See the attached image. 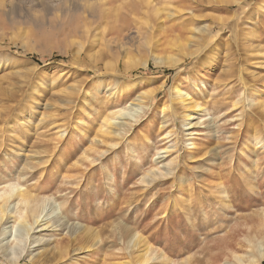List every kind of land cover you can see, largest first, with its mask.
I'll return each mask as SVG.
<instances>
[{
    "label": "rangeland",
    "instance_id": "374dc122",
    "mask_svg": "<svg viewBox=\"0 0 264 264\" xmlns=\"http://www.w3.org/2000/svg\"><path fill=\"white\" fill-rule=\"evenodd\" d=\"M169 56L182 60L155 61ZM126 63L136 66L123 73ZM175 86L202 107L189 131ZM149 89V108L109 134L107 119ZM0 113V188L39 183L50 219L59 205L63 221L100 241L68 245L58 223L33 245L43 256L18 264H139L127 249L134 234L151 247L140 264L258 257L264 0H0ZM34 140L43 154L33 174L22 168Z\"/></svg>",
    "mask_w": 264,
    "mask_h": 264
},
{
    "label": "bare ground",
    "instance_id": "6f19581e",
    "mask_svg": "<svg viewBox=\"0 0 264 264\" xmlns=\"http://www.w3.org/2000/svg\"><path fill=\"white\" fill-rule=\"evenodd\" d=\"M194 31L196 32V29ZM194 34H192L191 36L195 37ZM182 53H183L182 54L183 57L195 55V53L186 51L184 49ZM181 60H182L181 57L176 59L174 57L169 56L167 59L166 58L164 59L156 58L155 61L158 65H172V64H176L180 62ZM129 61L131 60L129 59ZM132 62H128V63L131 64ZM135 66L136 64L133 66H130L129 64L126 63V65L123 67L122 72L128 73V71L133 70ZM144 66L146 67L147 65L144 64ZM115 70H117V68H115ZM175 89H176L175 90L176 98L180 102V104L185 105V107L186 106L190 107L189 109H187L188 111L186 110L187 113L185 116L186 122H187L185 127L186 128L189 127L188 128V131H189L193 128V126H197L200 124V122L193 123V120H194L193 116L198 114L199 111H202V107L199 104H196L195 102L191 101V98L189 97L187 92L185 93L179 87H176ZM154 94H155L154 91L152 90V92H150V89L148 91H143V93H141L137 98H135V101H133V103L128 105V107L122 109L119 112V114H116L115 116H113V118L107 119L106 123L108 126L107 129L109 130L108 131L109 134L111 135L116 134L117 136H119L127 126L135 122L137 120V117L141 113H143L146 108H149L150 105L148 104L152 102ZM254 102L255 101H252V104H254ZM114 128H117V130H114ZM191 133L192 132H190L189 135H192ZM61 135L63 137V134ZM31 143H32V148L30 149L27 155V159H26L27 161L24 163V166L22 169L23 170L28 169L31 173H33L35 171V168L38 166V163L41 161L40 156L41 154H43V152L39 151V149H35V151H32L34 150V147H35V140L32 141ZM15 153L17 154V156H19V151H16ZM11 156L12 155H10V157ZM27 176H28V173H27ZM38 186H40L39 183H38ZM37 187L35 186L34 188H28L23 185L18 186V184L17 185L7 184L5 188H2V189L0 188V255L3 258L11 262L12 264H18L19 263L18 261L20 260L21 256L23 254H26V252L28 253L29 251L30 259H34V258L40 259L45 253L44 251H46L45 247H43V249H41L42 248L41 246L38 247L41 242H44V239L46 236L45 234H41V233L42 231H47L51 228L56 227L58 223L61 224L59 230L61 231L68 230L66 234L69 235V237H71V241L67 242L68 245H71V243L73 244V242H78L79 237L85 240L83 242H87V243L89 241L92 242L89 248H94L96 245H98V242H100L98 240L99 238L97 239L96 238L97 235L95 236V234L91 230H88L84 228L83 226H79L74 223L70 224V222L66 220L63 221L62 212H61V209L59 208V205H57L56 208H54L55 212L57 211L56 213L57 216L55 217L54 220L50 219L49 218L50 215L48 214L47 209L51 204L52 197L50 198L45 195L42 196L41 193H37L36 192ZM10 223L12 224L9 226ZM16 229L20 231V235L19 236L14 235L13 238L10 240L9 237L13 235ZM14 242L15 244L13 246L12 243ZM33 245H38L37 246L38 248L33 247ZM32 248H37L38 253L33 254L36 251V249L33 250ZM89 248H86V249L89 250ZM67 249L68 248L64 247L63 244H60V246L59 245L56 246L53 249V251L54 252L56 251L59 257L62 258V257H65V255L67 254ZM127 249L129 252H132V253L133 251H138L139 254L137 256L138 258L137 262L139 264L150 260L149 253L151 251V247L149 246L147 242L143 241L137 234L127 237ZM78 250H85V248L80 246ZM257 255L258 257H254V259H251V260H245L241 256H236L235 260H236V263L238 264H254V263H258L261 260L263 261L264 260V245L263 244H259V246L257 247Z\"/></svg>",
    "mask_w": 264,
    "mask_h": 264
}]
</instances>
